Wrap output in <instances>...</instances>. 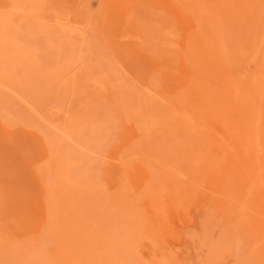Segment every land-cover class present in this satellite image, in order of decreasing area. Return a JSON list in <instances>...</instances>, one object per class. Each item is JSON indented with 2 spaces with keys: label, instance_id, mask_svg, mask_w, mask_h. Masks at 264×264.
Masks as SVG:
<instances>
[{
  "label": "rangeland",
  "instance_id": "rangeland-1",
  "mask_svg": "<svg viewBox=\"0 0 264 264\" xmlns=\"http://www.w3.org/2000/svg\"><path fill=\"white\" fill-rule=\"evenodd\" d=\"M0 63V264H264V0H0Z\"/></svg>",
  "mask_w": 264,
  "mask_h": 264
},
{
  "label": "bare ground",
  "instance_id": "bare-ground-1",
  "mask_svg": "<svg viewBox=\"0 0 264 264\" xmlns=\"http://www.w3.org/2000/svg\"><path fill=\"white\" fill-rule=\"evenodd\" d=\"M13 10V9H12ZM1 64V63H0ZM240 158V157H239ZM259 163V162H258ZM264 254V253H263Z\"/></svg>",
  "mask_w": 264,
  "mask_h": 264
}]
</instances>
